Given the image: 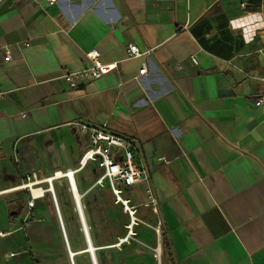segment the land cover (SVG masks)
<instances>
[{
    "label": "crops",
    "instance_id": "crops-1",
    "mask_svg": "<svg viewBox=\"0 0 264 264\" xmlns=\"http://www.w3.org/2000/svg\"><path fill=\"white\" fill-rule=\"evenodd\" d=\"M92 49L116 69L70 88ZM263 78L264 0H0V264L114 262L80 165L103 124L148 167L166 264H264Z\"/></svg>",
    "mask_w": 264,
    "mask_h": 264
},
{
    "label": "built area",
    "instance_id": "built-area-1",
    "mask_svg": "<svg viewBox=\"0 0 264 264\" xmlns=\"http://www.w3.org/2000/svg\"><path fill=\"white\" fill-rule=\"evenodd\" d=\"M45 1L49 5H52L57 3L59 0ZM141 56L142 53L138 51L134 44H128V59L138 58ZM86 58L90 62V66L87 69L77 72L67 71L63 75V79L68 83L70 88H76L82 81L89 82L97 80L98 78L116 69V64H101L99 61V53L95 49L87 52ZM5 60L8 61L9 56H7ZM191 62L196 63L195 58L192 57ZM145 74L146 68L143 66L141 70H139L138 75ZM255 103L257 106L264 107V93L256 98ZM105 126L106 124H103L102 129L93 130L90 138V145L80 158V165H85L89 162L95 163L97 168H99L102 172L101 176L96 180V184L102 186L106 182L109 188L113 191L116 199L120 200L121 191L118 187L132 188L135 185L147 183L149 174L148 167L138 164L135 160V154L131 146L125 143L122 139L104 131L103 129ZM156 161L162 164L169 163V161L164 157H158L156 158ZM70 173L72 176V172L65 173V175H70ZM31 178H35V173H31L30 176L26 177L27 185L34 184V182L29 183ZM145 194L146 202L144 203V206L154 207L156 200L149 188L145 189ZM120 202L123 204L125 211H127L130 216H133L134 211L132 212L127 207V201ZM1 235L2 234L0 233V236Z\"/></svg>",
    "mask_w": 264,
    "mask_h": 264
},
{
    "label": "rangeland",
    "instance_id": "rangeland-1",
    "mask_svg": "<svg viewBox=\"0 0 264 264\" xmlns=\"http://www.w3.org/2000/svg\"><path fill=\"white\" fill-rule=\"evenodd\" d=\"M104 188L109 189L112 206L110 228L112 260H114L112 264H166L167 252L164 248V242L161 239L160 230L158 229L159 232H156L158 228L156 225L150 227L146 224L148 220H146L143 212H148L150 209L144 207V200L137 202L134 198L137 195L144 197V185L138 184L132 188L118 187L121 191L120 198L127 201V207L132 212L134 211L133 216H130L125 211L123 204L116 199L109 186L104 184ZM140 189L143 191L138 192ZM133 221L135 225L129 228V225ZM145 232L149 233L147 234ZM121 241L123 243L119 247ZM157 248L159 249V253L156 251ZM119 253H124L123 256L127 255L130 260L126 261V263L122 261L118 262L116 258H118Z\"/></svg>",
    "mask_w": 264,
    "mask_h": 264
},
{
    "label": "bare ground",
    "instance_id": "bare-ground-1",
    "mask_svg": "<svg viewBox=\"0 0 264 264\" xmlns=\"http://www.w3.org/2000/svg\"><path fill=\"white\" fill-rule=\"evenodd\" d=\"M60 175H61V173H57V176H60ZM70 176H71V173H70ZM47 181L50 182L49 189L52 190V184H51V182H52V178L48 179ZM71 181H72V178H71ZM28 186L30 187L31 192H32L33 195H38V194H40V191L34 189L33 186H32V184H29ZM73 189H74V188H73ZM119 201H123V202H125L124 200H121V199H120ZM133 225H135V222H134V221L129 225V228H132ZM156 232H159V231L156 230ZM122 241H124V240H122ZM156 251H157V253H159V249H158V248H157Z\"/></svg>",
    "mask_w": 264,
    "mask_h": 264
},
{
    "label": "trees",
    "instance_id": "trees-1",
    "mask_svg": "<svg viewBox=\"0 0 264 264\" xmlns=\"http://www.w3.org/2000/svg\"><path fill=\"white\" fill-rule=\"evenodd\" d=\"M161 239L163 240V237H162V235H161ZM163 242H164V240H163ZM164 245H165V243H164Z\"/></svg>",
    "mask_w": 264,
    "mask_h": 264
}]
</instances>
